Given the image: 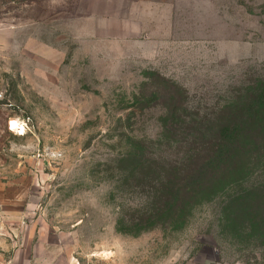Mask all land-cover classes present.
Returning <instances> with one entry per match:
<instances>
[{"label":"rangeland","instance_id":"1","mask_svg":"<svg viewBox=\"0 0 264 264\" xmlns=\"http://www.w3.org/2000/svg\"><path fill=\"white\" fill-rule=\"evenodd\" d=\"M263 75L264 0H0V243L73 264H264L245 199L264 167L169 211L128 159L173 155L167 119L213 144L206 122Z\"/></svg>","mask_w":264,"mask_h":264},{"label":"trees","instance_id":"2","mask_svg":"<svg viewBox=\"0 0 264 264\" xmlns=\"http://www.w3.org/2000/svg\"><path fill=\"white\" fill-rule=\"evenodd\" d=\"M226 109L229 116L220 115L217 122L209 125V121L206 122V128L217 132L211 135L213 144L171 134L167 119L163 122L165 133L161 139L173 155L155 158L153 152L147 155L136 152L128 158L136 170L146 166L156 174L153 176H157L158 182L162 180L160 186L170 189L169 211L185 198L219 192L215 188L225 186L228 174L237 165H244L243 178L247 176V168L255 164L264 167V75L242 90H236ZM172 145L176 146L174 150ZM187 180L188 184L184 182ZM183 182L185 185L181 184ZM245 199L252 201L247 204L248 235L251 238L258 235L264 241V185L247 190Z\"/></svg>","mask_w":264,"mask_h":264},{"label":"crops","instance_id":"3","mask_svg":"<svg viewBox=\"0 0 264 264\" xmlns=\"http://www.w3.org/2000/svg\"><path fill=\"white\" fill-rule=\"evenodd\" d=\"M54 244L42 241L25 243L21 248L11 253L8 251L9 244L0 243V264H73L69 255L55 253Z\"/></svg>","mask_w":264,"mask_h":264},{"label":"bare ground","instance_id":"4","mask_svg":"<svg viewBox=\"0 0 264 264\" xmlns=\"http://www.w3.org/2000/svg\"><path fill=\"white\" fill-rule=\"evenodd\" d=\"M14 125V124H13Z\"/></svg>","mask_w":264,"mask_h":264}]
</instances>
